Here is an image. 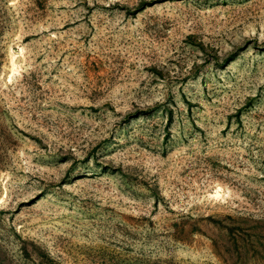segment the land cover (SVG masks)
<instances>
[{"label":"rangeland","instance_id":"obj_1","mask_svg":"<svg viewBox=\"0 0 264 264\" xmlns=\"http://www.w3.org/2000/svg\"><path fill=\"white\" fill-rule=\"evenodd\" d=\"M0 264H264V0H0Z\"/></svg>","mask_w":264,"mask_h":264}]
</instances>
